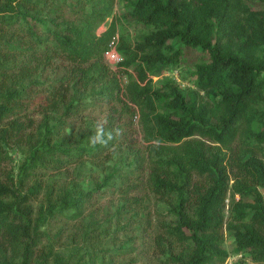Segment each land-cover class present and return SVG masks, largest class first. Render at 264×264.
<instances>
[{
  "label": "trees",
  "instance_id": "1",
  "mask_svg": "<svg viewBox=\"0 0 264 264\" xmlns=\"http://www.w3.org/2000/svg\"><path fill=\"white\" fill-rule=\"evenodd\" d=\"M117 3L0 0V264H118V251L92 241L86 216L117 182L124 205L111 229L143 174L169 205L157 235L163 264H225L226 233L235 254L250 256L241 264H264V0H128L129 17L146 33L118 39L114 70L105 55L116 21L98 31ZM192 51V87L154 83ZM104 110L106 129L121 136L94 149L88 137L98 117L83 133L73 122ZM136 118L143 156L131 150L130 162L90 190L55 179L102 163L120 143L136 149ZM15 150L25 156L17 180ZM48 223L84 225L88 244H44Z\"/></svg>",
  "mask_w": 264,
  "mask_h": 264
},
{
  "label": "rangeland",
  "instance_id": "2",
  "mask_svg": "<svg viewBox=\"0 0 264 264\" xmlns=\"http://www.w3.org/2000/svg\"><path fill=\"white\" fill-rule=\"evenodd\" d=\"M117 6L113 17L108 19L104 23L98 34L103 33L108 28L109 24L116 21L117 24V37L118 39L123 36L125 39L132 40L140 34L146 33V30L138 23L134 22L129 17V7L127 6L128 0H117ZM172 45L174 42L171 43ZM197 52L192 51L187 55L186 61H182L179 65L169 70H165L157 77H153L154 83L161 87L165 82L172 80L180 85L181 89L187 90L188 87H192L193 79L190 77V73L195 70V65L199 62V56ZM128 82V79L124 78V84ZM110 112L104 110L102 113L85 112L77 120L73 122L74 133L85 132L89 125L90 119L94 117H104ZM40 118L37 117V121ZM135 124H138V118L135 119ZM35 132V131H34ZM78 133V135H79ZM134 145L136 149H130L125 143H120L119 149L114 150L102 163L87 162L83 167H72L67 175H59L55 179L60 183H67L75 181L81 184L86 190L92 189L97 182L101 183L103 179L110 174L114 167L122 168L131 159V150H139L141 156L144 155L145 144L142 140V134L140 133V127L137 125L136 132L133 133ZM78 138V136H77ZM144 144V145H143ZM143 151V152H142ZM13 157L12 167L14 169V178L17 180L18 172L21 164L24 161V155L19 150L11 152ZM140 180L137 181L136 191L132 192L130 196L134 199L132 205L121 212L120 221L118 217L114 216V223L110 229L108 220L117 212L118 208L123 206L122 198L119 195V184L113 182V187L107 189V192H103L96 196L94 202L95 207L88 212L85 220V227L87 231L91 233L93 242L102 241L103 249L109 251H118L119 254H115L118 264H163L162 260H158L160 257H166L164 253L165 248L161 247L157 243V235L161 234L160 227L162 222L168 221L169 217L167 211L169 205L165 203L162 198L154 195L149 182L146 180L145 174L140 176ZM264 194V190H262ZM138 200L139 203L134 204V200ZM41 200L34 203L33 207L37 211ZM163 214V215H162ZM84 225L79 224H63L53 223L44 225L40 228L43 236V243L49 244L53 241V244L58 249V245L63 249H69L72 242L77 241L79 245L88 244L82 239L84 234L81 227ZM85 228V229H86ZM162 228V227H161ZM111 230L109 233L111 236L105 237V231ZM100 234V237H99ZM109 234H106L109 235ZM103 236L105 238H103ZM225 248L229 251L230 257L225 264H241L247 263L250 256L248 254H235L234 239L229 233L225 234ZM173 251H180L179 246L170 248ZM63 251V250H60ZM167 251V250H166ZM101 257V255H100Z\"/></svg>",
  "mask_w": 264,
  "mask_h": 264
},
{
  "label": "clouds",
  "instance_id": "3",
  "mask_svg": "<svg viewBox=\"0 0 264 264\" xmlns=\"http://www.w3.org/2000/svg\"><path fill=\"white\" fill-rule=\"evenodd\" d=\"M106 120L104 117L99 118L95 123L93 134L88 137L90 147L108 148L111 142L121 136L119 128L106 129Z\"/></svg>",
  "mask_w": 264,
  "mask_h": 264
},
{
  "label": "built area",
  "instance_id": "4",
  "mask_svg": "<svg viewBox=\"0 0 264 264\" xmlns=\"http://www.w3.org/2000/svg\"><path fill=\"white\" fill-rule=\"evenodd\" d=\"M118 37L114 38L111 43L110 49L105 55L107 63L116 70L120 62L122 61V56L118 50Z\"/></svg>",
  "mask_w": 264,
  "mask_h": 264
}]
</instances>
